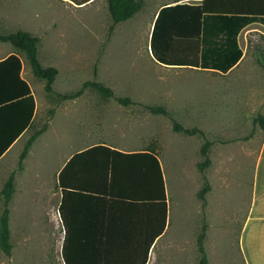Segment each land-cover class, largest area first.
Wrapping results in <instances>:
<instances>
[{"label":"rangeland","instance_id":"rangeland-1","mask_svg":"<svg viewBox=\"0 0 264 264\" xmlns=\"http://www.w3.org/2000/svg\"><path fill=\"white\" fill-rule=\"evenodd\" d=\"M154 1L146 0V8L129 21L118 24L107 39L112 22L107 0L81 7L63 0H0V30L6 34L24 30L39 37L42 65L58 69L53 83L55 92H77L85 81L95 79L94 68L97 66L96 80L111 87L115 97L133 101L125 106L90 88L75 99L60 101L50 98L45 91V81L32 74L26 57L22 55L37 104L31 134L47 125L32 148L33 171L41 173L38 177L34 172L36 176L32 185L37 190L34 197L40 196L41 180H50L56 169L59 148L62 153L66 150L62 142L66 137L86 139L108 134L106 137H114L116 141L160 142L167 186L174 196L177 233L184 238L193 229L192 223L191 226L187 223L185 210L189 201L184 183L185 165L191 167L193 160L199 158L206 138L213 142L211 150H216L212 171H217L218 158L224 151L232 155L233 160L223 167L228 170L222 174L226 176V186L221 178L218 182L210 179L217 182L219 192L218 200L211 202L218 211L212 213L214 218L217 214L218 219L211 228V239L214 240L218 229L221 233L214 243L219 253L214 252L212 263L244 264L238 251L239 237L249 209L256 170L254 156L264 148V129L254 122L258 114L264 115L263 28L254 26L248 34L241 65L227 75L193 68L167 69L149 52L148 23L153 16ZM11 47V44L0 41V48ZM147 105L164 106L168 115L152 114ZM173 120L187 128L202 129L204 136L175 132ZM14 152L10 159L0 163V172L6 173L0 190L19 156L18 149ZM18 162L19 159L15 171ZM2 211L0 192V215ZM13 244L20 248V243ZM30 244L34 255L19 259L21 264H42L45 257L41 251H45L42 248L48 244ZM163 245L166 248L162 264H186L184 250L178 254L169 245V240ZM0 264H13L2 251Z\"/></svg>","mask_w":264,"mask_h":264},{"label":"crops","instance_id":"crops-1","mask_svg":"<svg viewBox=\"0 0 264 264\" xmlns=\"http://www.w3.org/2000/svg\"><path fill=\"white\" fill-rule=\"evenodd\" d=\"M98 1L91 0L83 6L92 5ZM203 1L155 0V8L151 10L154 11L153 16L148 23L149 52L151 53L150 38L153 27L163 7L176 3L200 4ZM64 2L71 3L66 0ZM146 4L144 0V5L137 14L146 8ZM254 26H261L264 34V27L260 24L249 25L240 32L238 41L244 55L227 73L191 66L164 65L155 60L152 53L151 55L156 62L167 69L193 68L210 74L227 75L241 65L248 45V34L255 28ZM12 54H17L13 46L10 49L0 48V61ZM20 57L22 76L30 84L27 79L25 62L22 55ZM31 89L34 94L32 86ZM20 124L18 121L8 123L9 130L2 137V141L8 140ZM31 130L23 131L12 142L0 158V163L15 155L16 149H18L17 159H19L32 135ZM106 136L108 134L105 136L100 134L98 138L95 136L86 139L64 138L62 142L66 150L62 153L59 148L57 167L50 176V180H41L40 196L37 197H34L37 190H34L32 184L36 173L37 176L41 173L33 171L35 160L31 159V156L34 144L20 171H15L17 167L15 158L16 164L10 173L11 175L16 172L15 193L9 204L10 231L12 244L13 242L20 243V248L13 244L10 256L12 263L21 264L20 260L23 257L32 258L34 251L30 243L40 242L48 244V247L42 248L46 250L41 251L45 257L42 264H162V254L166 248L163 242L169 240V245L173 250L178 251V254L184 250L186 264H198L197 238L205 215L208 230L204 248L209 264H213L212 255L214 252L219 253L214 243L221 233L218 229L214 240L211 239V228L218 219L217 214L215 218L212 215L213 212L218 211L215 209L216 205L212 207L211 202L219 198L216 185L219 179L223 180L224 186L227 184L226 176H222L225 173L223 167L226 168L224 165L233 161L232 155L225 151L221 153L218 158V169L212 171L213 152L216 150L213 148L210 150L212 163L204 173L211 187L206 196L205 212L198 198V192L204 183L203 174L197 168L201 148L199 158L193 160L191 167L190 164L185 165L184 183L189 195L185 210L188 216L187 223L189 222L190 226L192 223L193 229L189 230L184 239L177 233L174 196H171V191L167 186L162 144L130 139L116 141L114 137ZM152 156L157 158L158 167ZM254 157L256 170L250 191L249 209L242 222L239 237L238 251L244 264H264V148ZM220 160L223 163L221 165ZM225 171L228 172V170ZM162 175H164L167 204L164 230ZM5 177L6 173L1 171L0 185ZM210 179H217V182H212ZM210 215H212V220Z\"/></svg>","mask_w":264,"mask_h":264},{"label":"trees","instance_id":"trees-1","mask_svg":"<svg viewBox=\"0 0 264 264\" xmlns=\"http://www.w3.org/2000/svg\"><path fill=\"white\" fill-rule=\"evenodd\" d=\"M66 1L81 7L91 0ZM107 3L112 20L107 35V39H110L118 24L129 21L142 9L144 0H107ZM252 24H260L264 27V0H204L200 4L169 5L160 10L154 24L150 38L151 53L155 60L164 65L191 66L227 73L244 55L238 41L240 32ZM0 41L10 43L17 51V54L0 61V158L23 131L33 128L35 120L36 99L30 84L22 76L21 55L26 57L33 75L45 81V91L50 98L55 97L60 101L71 100L78 98L90 88L105 98H115L122 105L133 104L130 98L115 97L111 87L96 80L97 66L94 68L95 79L85 81L77 92L69 94L55 92L53 83L58 75V69L42 65L39 57V37L24 30L8 34L0 30ZM146 108L152 114L168 115V110L164 106L147 105ZM17 121L21 123L20 126L8 140L3 142L2 137L9 130L8 123ZM254 122L264 129V115L258 114ZM46 129L47 125L30 136L19 157L17 171L23 169V162L34 142ZM173 130L189 136L197 133L204 136L202 130L196 127H184L175 120H173ZM212 145L213 142L205 138L200 151L202 159L197 164L204 177L203 186L198 192L204 212L207 206L206 196L211 189L204 173L212 163L209 155ZM152 158L158 167L157 158L154 156ZM15 178L16 172H13L1 191L3 211L0 215V251L8 257L11 256L13 249L9 204L15 193ZM162 193L164 230L167 219L164 175H162ZM207 230L208 224L204 215L197 238L198 264H209L204 248Z\"/></svg>","mask_w":264,"mask_h":264}]
</instances>
